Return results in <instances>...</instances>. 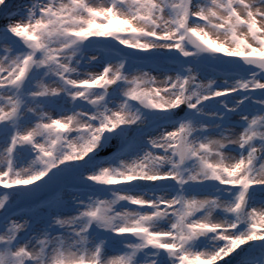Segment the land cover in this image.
Listing matches in <instances>:
<instances>
[{"label":"snow or ice","instance_id":"obj_1","mask_svg":"<svg viewBox=\"0 0 264 264\" xmlns=\"http://www.w3.org/2000/svg\"><path fill=\"white\" fill-rule=\"evenodd\" d=\"M0 13V264H264V0Z\"/></svg>","mask_w":264,"mask_h":264},{"label":"water","instance_id":"obj_2","mask_svg":"<svg viewBox=\"0 0 264 264\" xmlns=\"http://www.w3.org/2000/svg\"><path fill=\"white\" fill-rule=\"evenodd\" d=\"M17 1H21V0H8V4L11 7ZM2 20H3V15H2V13H0V23H1ZM50 195H52L51 192H45V193L40 194V197L39 198L41 200L47 199Z\"/></svg>","mask_w":264,"mask_h":264},{"label":"rangeland","instance_id":"obj_3","mask_svg":"<svg viewBox=\"0 0 264 264\" xmlns=\"http://www.w3.org/2000/svg\"><path fill=\"white\" fill-rule=\"evenodd\" d=\"M22 2L20 3V4H24V3H26L27 2V0H21ZM6 23V21L3 19L2 21H1V23H0V27L2 26V25H4ZM3 27V26H2ZM98 70V69H97ZM207 81L205 80V83H206ZM233 119L234 120H238L239 119V117H233ZM237 131H239V129H237Z\"/></svg>","mask_w":264,"mask_h":264},{"label":"trees","instance_id":"obj_4","mask_svg":"<svg viewBox=\"0 0 264 264\" xmlns=\"http://www.w3.org/2000/svg\"><path fill=\"white\" fill-rule=\"evenodd\" d=\"M22 1H17V2H15L10 8L12 9V10H16L17 9V7L19 6V5H21L20 3H21ZM3 26V25H2ZM1 26V27H2Z\"/></svg>","mask_w":264,"mask_h":264}]
</instances>
